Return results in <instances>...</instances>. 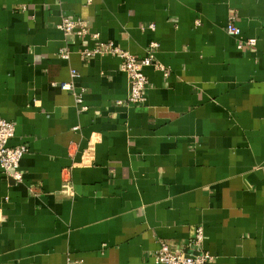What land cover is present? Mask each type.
Here are the masks:
<instances>
[{"label":"crops","instance_id":"obj_1","mask_svg":"<svg viewBox=\"0 0 264 264\" xmlns=\"http://www.w3.org/2000/svg\"><path fill=\"white\" fill-rule=\"evenodd\" d=\"M103 41L158 44L143 103L119 57L84 55ZM0 114L28 146L21 182L0 167V264H157L161 242L264 264V0H0Z\"/></svg>","mask_w":264,"mask_h":264},{"label":"built area","instance_id":"obj_2","mask_svg":"<svg viewBox=\"0 0 264 264\" xmlns=\"http://www.w3.org/2000/svg\"><path fill=\"white\" fill-rule=\"evenodd\" d=\"M153 28L154 25H151ZM59 28L64 33H75L78 36L88 33L86 20L81 17L71 19L64 16L59 24ZM226 32L234 37H240L242 30L233 21L230 20L226 24ZM98 37V34H94ZM257 39L249 37L247 39L239 38L237 47L242 49L244 45L254 47ZM156 42L151 43V49L144 57H138L128 50L116 45L113 41H103L93 49L84 51V55H97V54H111L121 59V70L126 74L129 81V93L127 96V103L130 105H138L146 100V89L149 83L148 76L145 73V68L154 66L158 69H163L160 63L155 60L154 49L157 47ZM62 58H68L67 51H61ZM72 78L79 76L76 70L71 71ZM62 90L73 93L75 102L81 111H86L88 106L84 102L85 89L80 88L76 90L73 81L54 83ZM15 124L12 120L3 117L0 114V167L3 172L15 182L23 180V173L20 170V163L23 156L28 152L27 144L10 145V140L15 136ZM204 238L203 227L196 229L194 237V245H201ZM199 252L191 251H174L165 242H161L160 247L156 251L155 260L157 264H210L212 255L208 251L196 249Z\"/></svg>","mask_w":264,"mask_h":264}]
</instances>
